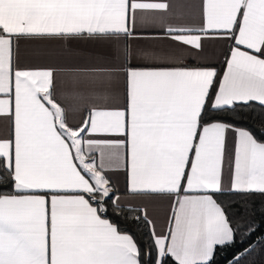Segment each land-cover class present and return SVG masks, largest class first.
<instances>
[{
  "label": "snow or ice",
  "instance_id": "obj_1",
  "mask_svg": "<svg viewBox=\"0 0 264 264\" xmlns=\"http://www.w3.org/2000/svg\"><path fill=\"white\" fill-rule=\"evenodd\" d=\"M0 264H264V0H0Z\"/></svg>",
  "mask_w": 264,
  "mask_h": 264
},
{
  "label": "crops",
  "instance_id": "obj_2",
  "mask_svg": "<svg viewBox=\"0 0 264 264\" xmlns=\"http://www.w3.org/2000/svg\"><path fill=\"white\" fill-rule=\"evenodd\" d=\"M209 52L212 53V56L210 57L212 62L219 63L222 60V57L220 56V47L218 45L210 47ZM165 208L166 206H157V212L160 214L161 219L163 218Z\"/></svg>",
  "mask_w": 264,
  "mask_h": 264
}]
</instances>
